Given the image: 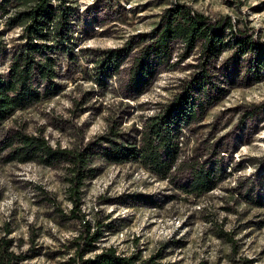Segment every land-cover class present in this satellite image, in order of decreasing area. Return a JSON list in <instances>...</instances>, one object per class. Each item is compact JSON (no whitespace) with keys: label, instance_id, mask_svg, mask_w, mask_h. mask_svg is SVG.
Segmentation results:
<instances>
[{"label":"rangeland","instance_id":"obj_1","mask_svg":"<svg viewBox=\"0 0 264 264\" xmlns=\"http://www.w3.org/2000/svg\"><path fill=\"white\" fill-rule=\"evenodd\" d=\"M186 4L211 20L229 17L233 29L264 45V0H76L71 15L74 67L57 59L61 91L17 110L0 123V237L27 259L20 264H80L72 258L71 239L83 229L81 219L102 225L98 248H113L140 259L159 255L163 264H264V80L246 78L253 53L236 62L226 58L236 48L208 61L203 111L179 137L178 160L224 167L214 188L186 194L177 184L188 177L179 170L172 183L142 168L105 165L94 159L96 174L80 187L72 217L69 166H43L8 159L6 137L21 132L43 137L51 147L80 149L99 141L109 129L120 140L138 139L136 130L148 115L181 92L203 67L199 45L184 57L183 43H172V67L160 69L136 100L125 88V73L143 34L152 35L165 8ZM0 14V73L20 43L21 29H8ZM230 44L235 38L228 31ZM133 45L123 67L100 89L87 79L92 60L108 49ZM253 187L252 203L243 195Z\"/></svg>","mask_w":264,"mask_h":264},{"label":"trees","instance_id":"obj_2","mask_svg":"<svg viewBox=\"0 0 264 264\" xmlns=\"http://www.w3.org/2000/svg\"><path fill=\"white\" fill-rule=\"evenodd\" d=\"M76 0H0V14L5 16L8 29L20 27L18 47L10 54L5 73H0V123L17 110L26 109L42 99H49L61 91L57 77V59L65 60L76 67L81 56L73 52V30L71 15ZM228 31L235 38L230 44ZM0 32V45H1ZM183 43L184 57L199 45L204 56L203 67L191 81L184 83L181 92L163 104L155 114L142 121L136 133L138 139L118 141V134L109 129L99 141L85 144L80 149L51 147L43 137L25 135L21 132L6 137L3 147L9 150L8 159L21 163L37 162L43 166L66 163L69 166L70 193L73 197L71 214L79 202L80 187L84 179L96 174L94 159L105 165H136L160 181H174L179 170H188V177L177 184L186 194L200 195L215 187L224 175V167L213 160L204 165L198 162L187 164L178 160L179 137L183 128L198 120L203 111L200 95L205 93L208 61L236 47L227 61L236 62L243 55L253 53L245 68L246 78L254 82L264 80V45L261 47L251 37L235 31L229 17L211 20L195 12L186 4H174L165 8L159 18V25L152 35L143 34L136 42V53L125 73V88L131 99L136 100L154 82L159 70L172 67V43ZM1 48V47H0ZM125 49H108L91 62L87 79L100 89L108 87V81L118 75L127 53ZM204 96V95H203ZM118 137V138H117ZM264 186V185H263ZM253 187H248L244 197L258 203V197L251 196ZM254 192V190H253ZM83 229L71 239L72 258L80 264H163L157 261L159 255L140 259L139 254H118L113 248H98L96 243L102 237V225L90 224L81 219ZM26 254H15L10 249V240L0 237V264H20ZM166 264V263H165ZM168 264V263H167Z\"/></svg>","mask_w":264,"mask_h":264}]
</instances>
